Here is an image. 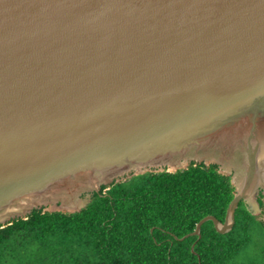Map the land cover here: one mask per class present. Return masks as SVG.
Returning a JSON list of instances; mask_svg holds the SVG:
<instances>
[{
	"label": "water",
	"instance_id": "1",
	"mask_svg": "<svg viewBox=\"0 0 264 264\" xmlns=\"http://www.w3.org/2000/svg\"><path fill=\"white\" fill-rule=\"evenodd\" d=\"M192 164L262 213L264 0H0V228Z\"/></svg>",
	"mask_w": 264,
	"mask_h": 264
},
{
	"label": "trees",
	"instance_id": "2",
	"mask_svg": "<svg viewBox=\"0 0 264 264\" xmlns=\"http://www.w3.org/2000/svg\"><path fill=\"white\" fill-rule=\"evenodd\" d=\"M233 198L217 166L133 177L81 212L35 210L0 228V264H264L263 197L260 216L239 205L230 233L207 222L189 236L208 216L224 222Z\"/></svg>",
	"mask_w": 264,
	"mask_h": 264
},
{
	"label": "rangeland",
	"instance_id": "3",
	"mask_svg": "<svg viewBox=\"0 0 264 264\" xmlns=\"http://www.w3.org/2000/svg\"><path fill=\"white\" fill-rule=\"evenodd\" d=\"M261 197H263V201H264V196L262 195ZM261 212H263V210L261 209ZM262 213L258 214V216H260ZM262 220L264 221V214L262 215Z\"/></svg>",
	"mask_w": 264,
	"mask_h": 264
}]
</instances>
